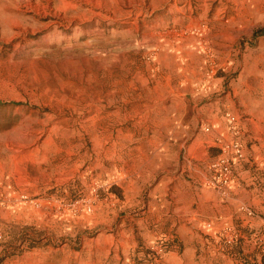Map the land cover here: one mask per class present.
<instances>
[{
    "label": "rangeland",
    "instance_id": "374dc122",
    "mask_svg": "<svg viewBox=\"0 0 264 264\" xmlns=\"http://www.w3.org/2000/svg\"><path fill=\"white\" fill-rule=\"evenodd\" d=\"M261 30L264 0H0V264H264V209L200 202L211 103L264 177Z\"/></svg>",
    "mask_w": 264,
    "mask_h": 264
},
{
    "label": "crops",
    "instance_id": "0c3cea01",
    "mask_svg": "<svg viewBox=\"0 0 264 264\" xmlns=\"http://www.w3.org/2000/svg\"><path fill=\"white\" fill-rule=\"evenodd\" d=\"M226 103H211L205 113V117L213 122L214 128L221 134L227 133L229 125L226 112H223ZM248 111L250 117L246 118L243 125L248 135L246 141L250 143H247L246 147L252 159L258 161L264 159V116H258L252 109ZM239 124L242 123L239 121ZM258 169L252 161L237 163L235 177L231 184V198L228 200L220 199L213 189H207V192L200 196V202L203 200L202 203L210 208L211 211L208 214L223 219L235 216L238 218L241 214L240 205L243 203L264 209V177L260 175ZM173 191H177L175 182Z\"/></svg>",
    "mask_w": 264,
    "mask_h": 264
},
{
    "label": "built area",
    "instance_id": "2783aa9c",
    "mask_svg": "<svg viewBox=\"0 0 264 264\" xmlns=\"http://www.w3.org/2000/svg\"><path fill=\"white\" fill-rule=\"evenodd\" d=\"M227 118L231 137L228 139L218 137L215 140L221 152L210 164L211 178L207 182L210 188L225 198L230 194L237 163L243 162L246 158L239 118L230 112L227 113ZM202 130L205 133H211L213 128L209 123H204ZM244 210L249 216H254V212L249 208H244ZM207 227L210 228L211 224H208ZM223 236L228 243L238 237L233 227L224 228ZM159 248L162 251L163 245H159Z\"/></svg>",
    "mask_w": 264,
    "mask_h": 264
},
{
    "label": "bare ground",
    "instance_id": "6f19581e",
    "mask_svg": "<svg viewBox=\"0 0 264 264\" xmlns=\"http://www.w3.org/2000/svg\"><path fill=\"white\" fill-rule=\"evenodd\" d=\"M48 1V0H47ZM42 2V1H41ZM65 2H66V0H65ZM177 2V1H176ZM9 3V2H8ZM182 3V2H181ZM2 4V3H1ZM29 4V3H28ZM38 4V3H37ZM187 4V3H186ZM189 5V4H188ZM70 6V5H69ZM176 7V6H175ZM27 9V8H26ZM47 9H48V7H47ZM53 9V8H52ZM42 10V9H41ZM51 10V9H50ZM54 10V9H53ZM11 12V11H10ZM45 12V11H44ZM49 12V11H48ZM51 12V11H50ZM41 13V12H40ZM63 14V13H62ZM44 15V14H43ZM60 15V14H59ZM42 16V15H41ZM49 16V15H48ZM66 16V15H65ZM54 17V16H53ZM63 19V18H62ZM197 21V20H196ZM58 22V21H57ZM199 23H200V21H199ZM197 24V23H196ZM190 25V24H189ZM185 28V27H184ZM190 28V27H189ZM206 29V28H205ZM208 29V28H207ZM195 31V30H194ZM188 34V33H187ZM205 34V33H204ZM208 35V34H207ZM201 37V36H200ZM44 122V121H43ZM30 131V130H29ZM43 131V130H42ZM33 132V131H32ZM32 134V133H31ZM25 138H27V137H25ZM15 139V138H14ZM30 139V138H29ZM10 141V140H9ZM12 141V140H11ZM30 141V140H29ZM39 141V140H38ZM13 142V141H12Z\"/></svg>",
    "mask_w": 264,
    "mask_h": 264
},
{
    "label": "trees",
    "instance_id": "16d2710c",
    "mask_svg": "<svg viewBox=\"0 0 264 264\" xmlns=\"http://www.w3.org/2000/svg\"><path fill=\"white\" fill-rule=\"evenodd\" d=\"M258 35L264 36V30L259 31Z\"/></svg>",
    "mask_w": 264,
    "mask_h": 264
}]
</instances>
